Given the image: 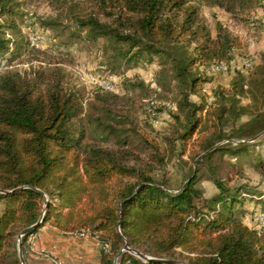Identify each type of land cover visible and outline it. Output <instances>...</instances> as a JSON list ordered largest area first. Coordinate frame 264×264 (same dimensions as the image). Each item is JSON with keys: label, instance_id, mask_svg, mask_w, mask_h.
I'll use <instances>...</instances> for the list:
<instances>
[{"label": "trees", "instance_id": "obj_1", "mask_svg": "<svg viewBox=\"0 0 264 264\" xmlns=\"http://www.w3.org/2000/svg\"><path fill=\"white\" fill-rule=\"evenodd\" d=\"M251 1L87 0L86 14L79 5L74 10L76 5H68L65 14L74 23L70 41L82 34L91 41L103 39L109 57L128 66L158 60L157 84L175 83L180 95L177 107L183 120L176 118L180 128L175 140L186 150L207 120L213 137L203 143L205 153L228 139L218 131L238 108H227V102L240 106L236 84L233 90L219 86L215 103L209 104L205 85L213 83L202 68L228 66L243 43L222 25L214 38L203 9H245ZM22 5L21 0H0V64L26 46L19 28ZM45 24L58 25L52 19ZM192 96L201 102H193ZM82 98L60 69L0 74V191L5 192L0 193V264H21L13 242L42 216L43 223L22 238V248L29 236L53 221L62 231L88 230L102 247L109 246V252H101V264H115L118 256L117 264H162L145 261L134 251L183 264H264V227L248 226L243 212L236 210L247 198L257 199L249 189L229 187L211 168L217 188L211 197L197 187L196 171L174 192L152 177V167L129 166L133 152L125 146L131 139L127 130L102 119L94 130L84 126ZM102 110L112 114L109 107ZM99 134H115L122 147L99 145ZM236 134L238 141L263 140L264 113L254 114ZM150 145L154 152L147 165L164 164L159 145ZM251 147L230 142L204 158L225 150L239 157ZM126 246L132 252L121 253Z\"/></svg>", "mask_w": 264, "mask_h": 264}, {"label": "rangeland", "instance_id": "obj_2", "mask_svg": "<svg viewBox=\"0 0 264 264\" xmlns=\"http://www.w3.org/2000/svg\"><path fill=\"white\" fill-rule=\"evenodd\" d=\"M21 1L24 17L19 22V28L26 46L21 52L5 58V66H0V74L6 70L24 74L40 67L62 70L66 83L83 96L82 118L89 131L98 127L97 120L100 119L105 124L127 130L126 134L131 139L125 146H131L129 149L133 152L129 166L152 167V177L174 192L196 171L197 187L207 197L217 192L211 181V168H214V172L225 179L229 187L249 189V194L257 198H247L243 206H237L236 210L243 212V220L248 226L257 229L264 227V139L258 141L260 136L257 140H236V133L241 126L257 112L264 113V0H253L245 9L238 6L231 10L209 6L203 9V18L214 38L218 26L222 25L243 43L242 49L232 53L227 73L216 72L212 67L202 68L213 83L205 85L208 103H215L214 93L219 86L230 90L236 84L238 89L234 91L239 95L237 100L240 106L227 102V108H238V113L229 114L221 131H218L228 139L205 153L203 143L213 137L207 120L203 121L186 150L180 141L175 140L180 128L176 118L180 116L183 120L177 107L180 95L175 83H164L162 87L157 84L161 70L158 60L152 63L140 61L128 66L109 57L105 51L107 43L103 39L91 41L82 34V39L70 41L74 31L70 27L74 23L65 14L69 13L67 6L76 5L72 8L74 10L79 5L83 8L81 13H87V0ZM51 19L56 20L58 25L47 26L45 23ZM246 62L253 64L248 71ZM112 96L118 99L113 101ZM191 100L201 102L196 96H192ZM108 107L112 114L106 112ZM99 136L95 142L103 147H122L115 134L110 138L102 137L101 134ZM153 142L159 145L158 153L165 159L164 164L154 161L150 166L147 165L151 162V152H154L150 145ZM230 142L234 145L244 142L253 147L239 157L225 150V153L219 152L211 158H204L210 151ZM3 209L4 203L1 202L0 214ZM80 238L85 237L77 236L76 232L62 231L53 221L43 224L36 234L27 238L22 248L25 262L101 264V252L104 250L101 242L93 236L89 237L93 240ZM16 245L19 249L17 238L13 242V251Z\"/></svg>", "mask_w": 264, "mask_h": 264}, {"label": "water", "instance_id": "obj_3", "mask_svg": "<svg viewBox=\"0 0 264 264\" xmlns=\"http://www.w3.org/2000/svg\"><path fill=\"white\" fill-rule=\"evenodd\" d=\"M256 139V138H255ZM254 139V140H255ZM0 193H5L3 191H0ZM43 220H44V216H42L40 218V220L38 221L37 224L31 226L30 228L24 230L21 235H20V239H22L25 235L29 234L30 232H32L34 229H36L39 225H41L43 223ZM125 251H129V252H132V250L126 246L124 248V250L121 251V253L125 252ZM120 253V254H121ZM134 253L141 259L145 260V261H156V262H159V263H162V264H183L181 262H178V261H175V260H165V259H155V258H151V257H147L145 255H143L142 253L140 252H137V251H134ZM19 256H20V261H21V264H26L25 262V258H24V254H23V249H22V242L21 240H19ZM119 257V256H118ZM118 257L116 258V261H115V264H117V259Z\"/></svg>", "mask_w": 264, "mask_h": 264}, {"label": "built area", "instance_id": "obj_4", "mask_svg": "<svg viewBox=\"0 0 264 264\" xmlns=\"http://www.w3.org/2000/svg\"><path fill=\"white\" fill-rule=\"evenodd\" d=\"M252 65L253 64L251 62H246L245 63L246 70L248 71L252 67ZM0 66H5V63L2 62L0 64ZM214 71L219 72V73H227L228 72V66L226 64H221V65L215 66L214 67ZM76 235L79 236V237H90V236H93L91 234V232L88 231V230H82L80 232H77ZM103 248H105L107 250V249H109V246L105 245Z\"/></svg>", "mask_w": 264, "mask_h": 264}, {"label": "crops", "instance_id": "obj_5", "mask_svg": "<svg viewBox=\"0 0 264 264\" xmlns=\"http://www.w3.org/2000/svg\"><path fill=\"white\" fill-rule=\"evenodd\" d=\"M81 240L85 239V240H93V238H89V237H85V238H80Z\"/></svg>", "mask_w": 264, "mask_h": 264}]
</instances>
